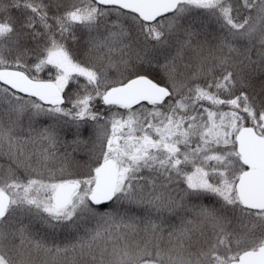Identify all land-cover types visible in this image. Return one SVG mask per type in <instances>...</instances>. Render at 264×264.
I'll return each mask as SVG.
<instances>
[{"label": "snow or ice", "instance_id": "1", "mask_svg": "<svg viewBox=\"0 0 264 264\" xmlns=\"http://www.w3.org/2000/svg\"><path fill=\"white\" fill-rule=\"evenodd\" d=\"M0 264H264V0H0Z\"/></svg>", "mask_w": 264, "mask_h": 264}]
</instances>
